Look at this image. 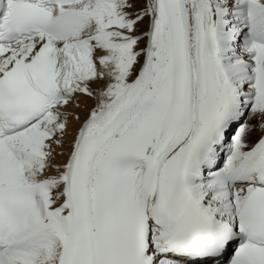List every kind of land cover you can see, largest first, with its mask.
Masks as SVG:
<instances>
[{"label":"snow or ice","instance_id":"6c2138e0","mask_svg":"<svg viewBox=\"0 0 264 264\" xmlns=\"http://www.w3.org/2000/svg\"><path fill=\"white\" fill-rule=\"evenodd\" d=\"M0 264H264V0H0Z\"/></svg>","mask_w":264,"mask_h":264}]
</instances>
